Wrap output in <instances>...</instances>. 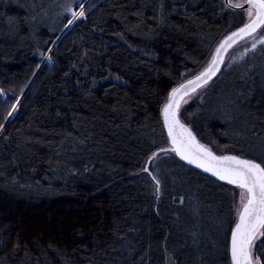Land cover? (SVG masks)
<instances>
[{
	"label": "trees",
	"instance_id": "obj_1",
	"mask_svg": "<svg viewBox=\"0 0 264 264\" xmlns=\"http://www.w3.org/2000/svg\"><path fill=\"white\" fill-rule=\"evenodd\" d=\"M47 1L0 0V264H230L237 188L175 156L161 110L236 10L224 0H89L52 46L72 15ZM22 92L6 122L9 96ZM195 105L199 140L260 162L264 45L227 61Z\"/></svg>",
	"mask_w": 264,
	"mask_h": 264
},
{
	"label": "snow or ice",
	"instance_id": "obj_2",
	"mask_svg": "<svg viewBox=\"0 0 264 264\" xmlns=\"http://www.w3.org/2000/svg\"><path fill=\"white\" fill-rule=\"evenodd\" d=\"M72 3L74 0H70L65 6V10L72 15L68 25L85 16L84 5H79L80 11L75 12L72 11ZM227 6L243 11L246 22L225 37L201 72L171 89L161 111L164 125L167 127V136L172 145L170 150L240 190L235 224L230 229L228 246L230 264H262L260 255L264 253L254 258L253 249L264 246V158L257 162L255 159H243L237 155L218 156L209 147L200 144L192 131L180 120V109L181 105L186 103L185 98L206 85L220 71V65L224 63L223 53L240 39L252 36L255 40L256 35L264 33V0H244L243 4H233L232 0H227ZM259 43L264 45V35H260ZM252 48H256V42L252 44ZM3 94L4 90L0 89V95ZM17 104L11 106V111L7 113L8 117L17 110ZM3 127L4 125L0 124V129ZM160 151L167 153L169 149ZM152 155L155 157L157 153ZM143 171L147 172L148 169L145 168ZM151 178L155 181L156 191L159 192L161 181L155 175ZM233 198L235 199V193ZM178 199L181 204L184 202L183 196Z\"/></svg>",
	"mask_w": 264,
	"mask_h": 264
},
{
	"label": "rangeland",
	"instance_id": "obj_3",
	"mask_svg": "<svg viewBox=\"0 0 264 264\" xmlns=\"http://www.w3.org/2000/svg\"><path fill=\"white\" fill-rule=\"evenodd\" d=\"M89 0H74V3H72V11H75V12H79L80 11V7H79V5H81V4H83L84 5V7H85V5H86V3L88 2ZM57 2H58V0H57ZM59 2H62V6H64L63 8V13H57V15L60 17L61 16V18L62 17H65V16H67L66 14L67 13H70L71 14V12H68V11H66L65 10V6L70 2V0H59ZM51 4V2H50V0H48L47 2H46V4ZM232 3L233 4H235V3H241V4H243L244 3V0H232ZM235 15H234V26H233V28H232V30L233 29H235V28H237V27H239V26H241L244 22H246V17H245V13L243 12V11H241V10H236L235 11V13H234ZM56 14H55V16H57ZM56 18V17H55ZM72 19V18H71ZM56 23H57V21H56ZM74 23V22H73ZM67 25H68V23H67ZM70 26H72V24L71 25H68L67 27H65L64 29H63V31L61 32V34L59 35V37L56 39V41L53 43V45L52 46H54L56 43H57V41L59 40V38L64 34V32L70 27ZM260 35H264V33H260V34H258V35H256V37H255V40H254V38L252 37V36H249V37H247V38H245V39H243V40H241L240 42H238L234 47H232L231 49H230V51L227 53V56H226V59H225V62H224V64L227 62V61H234V60H236V59H238V58H242L244 55H245V53L246 52H248L249 50H251V49H253L252 48V44L254 43V42H256V46L257 45H259V38H260ZM119 41H121V42H123L122 41V39H118ZM124 43V42H123ZM50 52V51H49ZM49 52L46 54V55H44L43 56V58L41 59V62H40V65L39 66H41L42 64H44V63H46V62H50V60L48 59V55H49ZM213 54V53H212ZM211 57H212V55H211ZM211 57L208 59V61L206 62V64L204 65V67H206L207 65H208V63L210 62V60H211ZM203 67V68H204ZM202 68V69H203ZM201 70V69H200ZM199 70V71H200ZM198 71V72H199ZM198 72H196V73H198ZM195 73V74H196ZM194 75V74H193ZM193 75H191V76H189V77H187L186 79H188V78H190V77H192ZM185 79V80H186ZM204 89V87L203 88H201V89H199L198 91H196L195 93H193V94H191L190 95V97H186L185 98V100H186V103H183L182 105H181V109H180V117H181V119L185 122V123H187L190 127H191V129L194 131V129H193V127H192V124L194 125V123H192L193 122V117L195 116V113L196 112H194V108L196 107V105H195V103H196V98H197V96L200 94V92L202 91ZM26 90V89H25ZM24 90V91H25ZM22 94H23V92L21 93V94H15V95H17V96H9L10 98H9V104H10V106H9V110H8V112L9 111H11V106L13 105V104H17V101H19L20 102V100H21V96H22ZM1 99V98H0ZM2 101L0 100V103H1ZM19 102H18V104H17V108H18V105H19ZM195 110H196V108H195ZM7 112V113H8ZM7 113H6V115H7ZM15 113V112H14ZM14 113H13V115H14ZM12 115V116H13ZM12 116L11 117H8V116H6L7 117V119H5V121L7 122V121H9L11 118H12ZM5 122V123H6ZM194 133H195V131H194ZM201 134H202V136H203V138H204V140L205 141H201L204 145H206L207 147H209L210 149H212L213 151H215L217 154H220V155H223V154H235V155H238V156H241V157H245V155L244 154H241V153H239V152H237V151H234V150H232L231 148H226V147H223V148H215V147H213V145L208 141V140H210V137L208 136V135H205L204 133H202V132H200ZM196 134V133H195ZM196 136H197V134H196ZM198 138V137H197ZM5 140V138H4V133H3V128L2 129H0V150L2 149V143H3V141ZM246 149H248V150H250V151H252L253 149H250L249 147H246ZM256 152V151H255ZM259 152L260 153H263V151H261L260 149L259 150H257V153L259 154ZM264 154V153H263ZM236 191H237V201H236V206H238V204H239V189L237 188L236 189ZM253 254H254V249H253ZM167 264H172L171 263V261L169 260L168 261V263Z\"/></svg>",
	"mask_w": 264,
	"mask_h": 264
},
{
	"label": "water",
	"instance_id": "obj_4",
	"mask_svg": "<svg viewBox=\"0 0 264 264\" xmlns=\"http://www.w3.org/2000/svg\"><path fill=\"white\" fill-rule=\"evenodd\" d=\"M224 2H225V5L227 6V0H224ZM228 7V6H227ZM245 7H247V5H245ZM229 8V7H228ZM230 9H232V10H240V9H236V8H230ZM242 26V25H241ZM241 26H239V27H241ZM238 28V27H237ZM237 28H235V29H233V30H231L230 32H228L219 42H218V44L216 45V47H215V49L220 45V43L225 39V37H227L228 35H230L233 31H235ZM245 38H247V37H245ZM244 38V39H245ZM241 40H243V39H240V40H238L232 47H234L238 42H240ZM231 47V48H232ZM231 48H229L225 53H223V55H224V62H225V59H226V56H227V53L230 51V49ZM215 49H214V51H215ZM214 51H213V53H214ZM223 65H224V63L223 64H221L220 65V71H221V69H222V67H223ZM205 68V67H204ZM203 68V69H204ZM203 69H201L199 72H201ZM220 71L219 72H217L216 73V75L215 76H213L212 77V79L211 80H209L208 81V83L206 84V85H204V86H202L201 88H203V87H205V86H207L212 80H214L217 76H218V74L220 73ZM198 72V73H199ZM198 73H196V74H198ZM196 74H194L193 76H195ZM192 76V77H193ZM192 77H190V78H192ZM190 78H188V79H190ZM184 81V80H183ZM182 81V82H183ZM176 87V86H175ZM201 88H199V89H201ZM0 89H2V88H0ZM199 89H197V91L199 90ZM0 98H2V100H5L6 99V94L4 93L3 95H0ZM161 116H162V123H163V127H164V130H165V132H166V135H167V127L164 125V119H163V115H162V113H161ZM180 120L192 131V133H193V135L195 136V138H196V140L200 143V144H202V145H204L198 138H197V136H196V134L194 133V131L191 129V127L187 124V123H185L182 119H181V117H180ZM167 138H168V136H167ZM168 142H169V149H171L172 148V145H171V142H170V140L168 139ZM206 146V145H205ZM212 150V149H211ZM213 151V150H212ZM174 154H175V156L179 159V160H181L183 163H185L186 165H188V166H191L192 168H194V169H196V170H198V171H200V172H202V173H205V174H207V175H209V176H211V177H213V178H215V179H217V180H219V181H221V182H223V183H226V184H228V185H231V184H229L227 181H222V180H220L217 176H215V175H213V173H211V172H208V171H205L203 168H201V167H199L197 164H193V163H189V161H187V160H184V159H182L179 155H177L174 151H172ZM216 155H220V154H217L215 151H213ZM223 155H235V154H223ZM238 156V155H237ZM241 157V156H240ZM241 158H243V159H251V158H247V157H241ZM258 162V161H257ZM231 186H233V187H235L234 185H231ZM235 224V223H234ZM234 226V225H233ZM230 235H231V233H230ZM229 244H230V240H229ZM229 256H230V252H229Z\"/></svg>",
	"mask_w": 264,
	"mask_h": 264
}]
</instances>
